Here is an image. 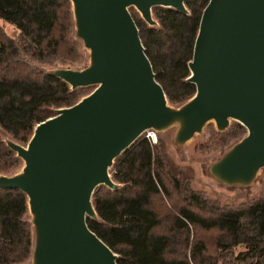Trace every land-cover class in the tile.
<instances>
[{
  "label": "water",
  "instance_id": "obj_1",
  "mask_svg": "<svg viewBox=\"0 0 264 264\" xmlns=\"http://www.w3.org/2000/svg\"><path fill=\"white\" fill-rule=\"evenodd\" d=\"M69 2L87 64L49 73L70 89H93L35 124L25 145L5 140L22 166L0 174V188L26 197L30 264H117L85 219L95 218L94 188L117 187L108 173L112 160L145 130L174 128L172 141L181 147L206 122L222 131L234 120L245 134L208 164V176L247 188L264 168V0L207 1L187 64L195 91L177 107L154 78L128 7L153 26L151 7L186 13L184 0Z\"/></svg>",
  "mask_w": 264,
  "mask_h": 264
},
{
  "label": "trees",
  "instance_id": "obj_2",
  "mask_svg": "<svg viewBox=\"0 0 264 264\" xmlns=\"http://www.w3.org/2000/svg\"><path fill=\"white\" fill-rule=\"evenodd\" d=\"M207 1L184 0L186 13L153 6V26L128 7L169 105L177 107L194 94L187 64ZM0 19L14 31H0V174L11 175L22 161L5 140L25 145L35 124L93 86L70 89L49 73L87 64V50L73 33L69 0H0ZM244 134L236 121L228 130L210 131V143L219 147L211 162ZM108 173L117 187L94 188L95 218L85 223L116 254L117 264H264V190L238 205H220L173 175L157 143L142 133L112 160ZM32 241L25 195L0 188V264L30 263Z\"/></svg>",
  "mask_w": 264,
  "mask_h": 264
},
{
  "label": "rangeland",
  "instance_id": "obj_3",
  "mask_svg": "<svg viewBox=\"0 0 264 264\" xmlns=\"http://www.w3.org/2000/svg\"><path fill=\"white\" fill-rule=\"evenodd\" d=\"M133 11H136L133 8ZM137 12V11H136ZM12 34V27L0 19V31ZM84 64H79L74 68H82ZM48 66L39 67L46 71ZM87 88L84 92L91 91ZM234 120H229L228 126L222 130H228L234 124ZM221 132L215 129L212 121L206 122L200 132L194 134L185 144L177 147L172 141L174 128L162 133H156L157 145L168 170L178 176L181 180L187 182L192 190L203 192L209 197L217 200L220 205H238L244 201L257 198L264 190V168L260 169L255 180L247 187L226 188L217 183V181L208 176L206 168L213 157L217 154L219 147L210 143V131ZM145 137V133H142ZM2 137L6 135L2 133ZM210 146V147H209ZM240 247L235 249V253ZM25 264H30L25 263Z\"/></svg>",
  "mask_w": 264,
  "mask_h": 264
},
{
  "label": "built area",
  "instance_id": "obj_4",
  "mask_svg": "<svg viewBox=\"0 0 264 264\" xmlns=\"http://www.w3.org/2000/svg\"><path fill=\"white\" fill-rule=\"evenodd\" d=\"M145 137L149 140L150 143L154 144L157 141L156 133L152 130H145Z\"/></svg>",
  "mask_w": 264,
  "mask_h": 264
},
{
  "label": "crops",
  "instance_id": "obj_5",
  "mask_svg": "<svg viewBox=\"0 0 264 264\" xmlns=\"http://www.w3.org/2000/svg\"><path fill=\"white\" fill-rule=\"evenodd\" d=\"M169 129H166V130H164V131H160V132H158V133H162V132H165V131H168Z\"/></svg>",
  "mask_w": 264,
  "mask_h": 264
}]
</instances>
